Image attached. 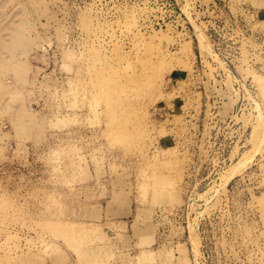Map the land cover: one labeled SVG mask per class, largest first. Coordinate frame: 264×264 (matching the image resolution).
I'll list each match as a JSON object with an SVG mask.
<instances>
[{"label":"rangeland","instance_id":"rangeland-1","mask_svg":"<svg viewBox=\"0 0 264 264\" xmlns=\"http://www.w3.org/2000/svg\"><path fill=\"white\" fill-rule=\"evenodd\" d=\"M261 7L0 0V264H264Z\"/></svg>","mask_w":264,"mask_h":264},{"label":"bare ground","instance_id":"bare-ground-1","mask_svg":"<svg viewBox=\"0 0 264 264\" xmlns=\"http://www.w3.org/2000/svg\"><path fill=\"white\" fill-rule=\"evenodd\" d=\"M201 39H202V38H201ZM202 43H203V45H206V44H204L205 42L202 41ZM202 43L200 42V44H202ZM206 46H208V45H206ZM205 48H206V47H205ZM209 49H210V48H208V50H209ZM208 50H207V51H208ZM210 50H211V49H210ZM259 114H260V113H259ZM260 116H261V115H260ZM255 118H256V117H255ZM260 118H262V117H260ZM260 118H259V116H258L257 120H256V119H255V120L258 122V119H259V121H260ZM261 121H262V120H261ZM262 124H263V123H261V126L263 127ZM256 126H257V125H256ZM253 127H255V126H253ZM255 130H256V129H255ZM255 130H253L252 132H253V133L256 132ZM258 130H259V129H258ZM260 132H261V131H260ZM253 133H252V135H254ZM262 133H263V131H262ZM258 134H259V133H258V131H257V134H255V135H256V139H257V135H258ZM260 136H261V135H260ZM252 138H253V136L250 137V140L255 139V137H254L253 139H252ZM258 140H259V139H258ZM260 140L262 141V139H260ZM257 142H258V141H257ZM252 143H253V141H252ZM261 144H262V143H261ZM254 145L256 146V144H255V140H254ZM258 146H259V145H258ZM260 146H261V145H260ZM252 154H253V153H252ZM246 155H247V154H246ZM254 156H255V154H254ZM254 156H253V157H254ZM241 157H242V156H241ZM247 157H248V156H247ZM250 157H251V156H250ZM250 157H249V158H250ZM245 158H246V156H245ZM249 158H248V160H245V159H243V160L247 162V161L251 160V159H249ZM239 159H240V158H239ZM244 161H243V162H244ZM240 163H241V164H240ZM244 165H246V164H244V163H242V162H236V163L233 165L232 168L230 167V168H231V170L229 169V173H230V174L228 173V174H229V175H228V174L226 173L227 177H232L234 174H237V172L241 171V169L243 168ZM249 166H250V165H249ZM226 172H227V171H226ZM239 173H240V172H239ZM240 174H241V173H240ZM225 177H226V176H225ZM227 177L224 178V179H227ZM228 180H229V178H228ZM228 180H224V181L227 182ZM58 225H59V224H58ZM59 226H60V225H59ZM63 229H64V228H63ZM63 229H62V230H63ZM191 232H193V231H191Z\"/></svg>","mask_w":264,"mask_h":264},{"label":"crops","instance_id":"crops-1","mask_svg":"<svg viewBox=\"0 0 264 264\" xmlns=\"http://www.w3.org/2000/svg\"><path fill=\"white\" fill-rule=\"evenodd\" d=\"M258 12H260L261 15H264V7L258 8Z\"/></svg>","mask_w":264,"mask_h":264}]
</instances>
